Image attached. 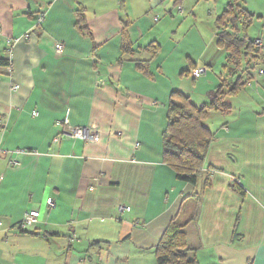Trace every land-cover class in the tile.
<instances>
[{"label":"crops","instance_id":"0c3cea01","mask_svg":"<svg viewBox=\"0 0 264 264\" xmlns=\"http://www.w3.org/2000/svg\"><path fill=\"white\" fill-rule=\"evenodd\" d=\"M224 1L0 0V58L3 37L18 39L12 72L0 67V264H157L174 220L197 264H264V66L250 92L229 95L224 85L231 107L217 111L227 119L211 129L196 184L163 160L171 93L208 104L225 83L213 73L227 65L214 55ZM244 1L255 15L247 36L264 46V0ZM199 67L207 73L194 79ZM77 127L97 139L71 138ZM32 210L37 225L20 231Z\"/></svg>","mask_w":264,"mask_h":264},{"label":"trees","instance_id":"16d2710c","mask_svg":"<svg viewBox=\"0 0 264 264\" xmlns=\"http://www.w3.org/2000/svg\"><path fill=\"white\" fill-rule=\"evenodd\" d=\"M244 4V0H228L226 9L216 20L217 44L226 53V67L237 71L241 69L243 62L246 63L243 73L247 80L242 82V77H240L228 91L229 95L241 90L244 83L246 84L253 77V71L259 65L264 66V52L247 36L255 15L250 13ZM75 13L77 26L85 32V9H77ZM40 16L43 17V21L35 24L37 29L44 23L46 14L44 12L36 14L35 22ZM5 38L6 36L3 37L4 41ZM61 43L63 51L58 53L55 50L60 55L65 50L64 42ZM4 45L6 46V42ZM5 49L8 57L0 58V67L8 69L12 66V62L9 49L7 47ZM158 49L154 44L146 48L151 54H156ZM123 50L124 52L129 51L130 47L124 45ZM223 85L211 93L212 97L208 104H196L190 96L181 91L171 93L167 111L168 122L164 131L163 160L176 171L178 179L184 182L196 184L203 171L206 154L214 137L207 123L212 112L226 111L231 107L230 98L224 97ZM234 187L240 188L238 183ZM199 209L198 204L191 220H197ZM184 228L185 225L179 221L174 220L170 223L156 247L157 264H197L196 260L189 259L186 253L188 252L186 249L187 236Z\"/></svg>","mask_w":264,"mask_h":264},{"label":"built area","instance_id":"2783aa9c","mask_svg":"<svg viewBox=\"0 0 264 264\" xmlns=\"http://www.w3.org/2000/svg\"><path fill=\"white\" fill-rule=\"evenodd\" d=\"M42 21H43V17L40 16L36 19V24H40ZM24 37L29 38L30 34L25 33ZM17 41H18V39L14 38L12 36H6V38H5L6 47L9 49V52H10L11 62L13 59V49H14V46H15ZM255 45L260 47L262 49V52H264V46L262 45L261 42L256 41ZM55 50L58 53H61L63 51V44L61 42H57L55 45ZM7 70L9 72H12V66H9ZM257 71H258L259 75H264V69L263 68H259V69H257ZM206 73H207V67H199L193 71L192 75H193L194 79H199L203 75H205ZM11 88L13 91H17L20 88V86L18 84H13ZM33 114L36 115L37 113L34 112ZM0 124H1V121H0ZM58 124H61V123L58 122ZM67 133L73 139H81V140H85V141H94L97 139V135L94 133H91V131L88 130L87 128H80V127L71 128L68 130ZM10 163H11V165L19 164L18 161H16L15 159L10 160ZM1 178H2V175H0V179ZM47 204L50 207L55 206L53 199H48ZM125 209L129 210L128 207H120L121 211H123ZM39 218H40V211L32 210L30 212H27L25 214V216L23 217V219L17 224V228L19 230H22V231L31 230L37 225ZM0 225H1V223H0ZM99 264H103V263L100 262Z\"/></svg>","mask_w":264,"mask_h":264},{"label":"rangeland","instance_id":"374dc122","mask_svg":"<svg viewBox=\"0 0 264 264\" xmlns=\"http://www.w3.org/2000/svg\"><path fill=\"white\" fill-rule=\"evenodd\" d=\"M218 1H220V0H218ZM224 2H226V1H224ZM43 10H45L44 12H46L47 9L44 8ZM220 11H221V9H220ZM249 36L251 38H253V36L251 34H249ZM224 54L226 55L225 51L223 49L221 50V48H219V52L218 53H216V52L214 53V55L216 57H218L217 55H219V57L220 56H223V59H224ZM224 64H226L225 59H224ZM245 68H246V63L245 62L242 63L241 69L240 70H237V71H232V68L231 67H225L224 69H222V65L219 64V65H217L215 67V69H213V73L217 74L218 76H221V78L223 80H225L224 85H225V88H227V89H224V85H223V89L224 90H228L229 87L233 86L240 77H242V81L243 82L246 81L245 74L243 73V70ZM250 89L251 88L248 86V84H245L244 83L241 91L243 90V92H250L251 91ZM243 97H244L243 94H241L238 98L237 97L236 98L235 97H232V103H233L232 105H233V107L235 109H238L241 106V103H243ZM197 98L198 97H196V95L194 94L193 95V98H192V101L195 103V102H198V101L202 100V99H197ZM209 102L210 101H208V103ZM196 104H199L200 105L201 103H196ZM224 117H225V120H226L227 119L226 116H224L220 112H217V111L215 112L214 111V112H212L211 117L208 119L207 123H208V125H209V127L211 129H215V128H217L218 126H220L225 121L224 120Z\"/></svg>","mask_w":264,"mask_h":264}]
</instances>
